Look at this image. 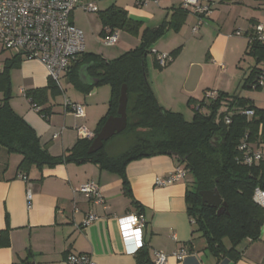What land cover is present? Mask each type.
Wrapping results in <instances>:
<instances>
[{"label": "crops", "instance_id": "obj_1", "mask_svg": "<svg viewBox=\"0 0 264 264\" xmlns=\"http://www.w3.org/2000/svg\"><path fill=\"white\" fill-rule=\"evenodd\" d=\"M86 1L97 8L99 1L107 2ZM136 1L118 0L105 10L111 6L120 8L129 20L138 24L135 33L118 30L116 48L120 55L137 48L146 34L153 35L162 25H167L145 58L147 81L157 103L165 110L179 113L185 120L189 116L192 119L190 101L202 100L207 91L231 95L235 83L242 86L252 71L264 66V56L257 60L246 55L249 37L255 27L261 25L264 32V0H200L211 5L213 10L196 33L192 32L197 23L196 16L188 13L181 17L175 13L183 0H158L156 4L144 6H137ZM99 12L98 9L97 14ZM82 14L79 9L73 11L71 22L83 36L86 34L84 54L59 80V84L61 81L69 87L72 84L75 91L70 88L66 96L60 84L62 100L58 102L49 96L48 102L40 107L47 113L46 117L34 112L20 93L21 90L37 91L48 86L50 80L45 67L14 53L3 61L4 65L7 60L19 59L17 68L10 71V106L33 129L41 145L53 157L64 155L82 139L78 132L80 126L95 133L108 110L92 102L99 86L92 80L96 77L84 57L93 54L90 48L93 49L97 39L93 30L91 38L88 25L80 19ZM87 16L89 20L93 15ZM175 25H179L176 30L173 29ZM100 36L98 39L102 40L103 36ZM177 50V55L165 68L156 66L153 52L170 55ZM102 58L110 61L108 56ZM64 98L82 104L85 117L76 118L65 112ZM248 100L256 107L253 100ZM56 134L58 137L52 138ZM259 148L264 162V145ZM20 161V156L0 150V264H65L69 254L88 255L96 264H153L155 252L167 255L166 264H264V223L258 241H244L240 245L241 254L237 260L215 256L205 239L193 233L194 224L187 214L185 200L186 181L167 187L154 184L156 178H164L180 166L173 156L130 162L124 174L131 196L124 193L119 175L101 170L97 165L70 163L42 170L32 168L24 181L17 171ZM89 181L99 186L104 206L91 205L82 197L73 196V189ZM27 190L31 192L30 207L27 206ZM74 202L79 208L76 213L72 209ZM260 206L264 208V196ZM87 212L95 214L97 220L81 227ZM131 214L141 216L145 222L144 246L134 254L125 251L123 234L128 231L127 221L119 222L120 218ZM172 234L176 240L172 239ZM224 244L229 246L226 240ZM186 246L190 253L181 262L171 256Z\"/></svg>", "mask_w": 264, "mask_h": 264}, {"label": "trees", "instance_id": "obj_2", "mask_svg": "<svg viewBox=\"0 0 264 264\" xmlns=\"http://www.w3.org/2000/svg\"><path fill=\"white\" fill-rule=\"evenodd\" d=\"M175 13L181 17L188 14L181 8ZM99 15L103 38L115 30L137 31L138 24L129 20L120 8L111 6ZM165 26L162 25L153 35L148 33L143 36L137 48L114 60L107 61L94 54L84 57L98 79L97 86L107 85L110 88L108 110L99 121L95 135L109 116H116L120 89L123 85L127 88L125 130L103 143L102 149L93 154L87 153L93 139L77 141L60 157L48 153L33 129L10 106V71L17 68L19 59L5 61L0 72V150L21 157L17 171L24 177L32 168L42 170L70 163L97 165L101 170L120 176L127 196L131 195L124 170L130 162L155 156H173L188 171L185 200L187 214L194 220L193 233L205 239L215 256L237 260L241 254L240 245L244 241H258L264 223V208L255 200L256 190L264 193V162L261 160L252 166L237 162L240 155L238 148L244 140L254 149L260 150V145H264V110L256 108L237 92L231 95L216 92V98L208 104L204 102V97L200 101H190L191 105L198 104L206 111L202 114V111L192 110L190 121L159 106L147 81L145 58ZM178 28L179 25H175L173 29ZM177 53L178 50L170 54L172 60ZM246 55L262 60L264 44L257 40L249 42ZM257 71H252L244 80L243 88L252 87ZM55 95H59V89L52 81L45 89L26 91L27 99L38 107L45 105L49 96ZM241 110H252L254 115L247 118L239 113ZM40 115L46 117L47 113L42 110ZM225 117H229L230 124L223 135L224 143L216 148L210 141L222 131L221 123ZM116 137H125L129 141L128 146L123 152L111 155L107 145ZM213 189L218 191L226 205L220 215L214 207L202 205L199 196V192ZM225 240L229 243L228 247L224 244Z\"/></svg>", "mask_w": 264, "mask_h": 264}, {"label": "built area", "instance_id": "obj_3", "mask_svg": "<svg viewBox=\"0 0 264 264\" xmlns=\"http://www.w3.org/2000/svg\"><path fill=\"white\" fill-rule=\"evenodd\" d=\"M158 0H137V6H144L148 3L156 4ZM81 10L85 14L98 13L97 6L86 0H0V55L5 52L14 53L25 60H34L41 63L47 72V76L58 88H60L59 80L62 75L68 71L70 66L79 59L85 51L84 36L71 22V15L75 10ZM181 9L193 14L197 17V23L193 27L192 32L196 33L198 27L212 14L211 5L203 4L200 0H183ZM119 31L115 30L110 35L102 39L104 45L111 47L118 42ZM240 35V33H236ZM257 40L264 44L263 27L258 25L254 29V34L249 38V42ZM155 61L160 68H165L172 58L168 54L153 52ZM3 67L0 69L2 72ZM253 89L264 91V66L261 67L256 74ZM20 93L27 99L26 91L21 90ZM216 92L207 91L204 94V102L209 103L216 98ZM34 112L40 114L42 109L31 103ZM62 107L65 112H69L76 118H84V106L79 103H73L64 98ZM194 111H202L198 104L191 105ZM241 115L251 118L254 115L252 110H241ZM45 117L44 115H41ZM223 123L227 126L230 124L229 117H225ZM78 132L82 139L92 140L95 134L89 131L85 126H80ZM53 135L52 138H57ZM240 155L237 162L246 166L258 164L263 160V153L259 149H254L245 140L238 148ZM26 181V177L20 176ZM188 171L182 166L176 167L168 173L164 178H156L155 186L167 187L174 183L186 181ZM74 197L80 196L85 202L95 205L104 206L105 200L101 194L99 186L94 181L72 190ZM264 193L256 190L255 200L262 204ZM27 206L30 207L31 192L26 193ZM73 212L79 211L77 204L72 203ZM97 220V216L92 212H87L82 220L81 227H86ZM127 221L128 231L123 234L125 251L134 254L141 250L144 246L142 240V231L144 227V219L139 215H128L120 218L119 222ZM191 224L194 220L191 218ZM172 239L176 240L174 234ZM132 241L131 245L128 243ZM190 253L189 247L180 248L174 251L171 256L181 262ZM167 255L159 252L154 253L153 264H166ZM65 264H96L88 255L69 254L66 257Z\"/></svg>", "mask_w": 264, "mask_h": 264}, {"label": "rangeland", "instance_id": "obj_4", "mask_svg": "<svg viewBox=\"0 0 264 264\" xmlns=\"http://www.w3.org/2000/svg\"><path fill=\"white\" fill-rule=\"evenodd\" d=\"M117 1H114V0H107V2H105V1L100 2L99 1L97 3L98 9L102 12L109 5L113 4L114 2H115L114 4H117L116 3ZM202 3L207 4L206 2H202ZM87 15H93L92 17L89 18L90 21L88 20ZM87 15L85 13H83L81 15L80 19L83 20L84 23H86L88 25V33L90 34L91 38H93V35L91 34V30H93L95 37L97 39L96 42L94 41L93 49L90 48V50H92L90 52H92L93 54H100L102 57L108 56L110 58L109 60H114V59L120 57L121 55L117 53V51H118V48H116L117 45L108 47V46L103 44L101 39H98L101 37L100 36V31H101L100 15L97 13L87 14ZM85 35L86 34H84V37H85ZM10 56H11L10 52H5V53L0 55V69L2 68L3 61L5 59L9 58ZM60 84L65 89L64 91H65L66 96H68V91H71L70 88H72V87L74 88V86L72 84L70 85V87L67 86L64 81H61ZM235 90H237L236 92L239 96L241 95L243 98L253 100L255 102L257 108L264 109V91L259 90V89L243 88V86H241V85L238 87V82L235 83V85L233 86L232 93ZM73 91H75V88ZM1 97H2V95H0V98ZM51 99L56 100L58 102L61 101L62 100V93H60V95H55L54 97H51ZM109 99H110V88H109V86L101 85V86H99L98 94H96V96L92 99V102H96V104L100 108L103 106V107H106L108 109L107 106H108ZM204 113H206V111L202 110V114H204ZM186 120H188V121L191 120V117L189 116L188 119H186ZM128 142L129 141H127L125 137H116L113 140L109 141V143L107 145V150L109 151V153L111 155H117V154L123 152L124 150H126V148L128 146Z\"/></svg>", "mask_w": 264, "mask_h": 264}, {"label": "water", "instance_id": "obj_5", "mask_svg": "<svg viewBox=\"0 0 264 264\" xmlns=\"http://www.w3.org/2000/svg\"><path fill=\"white\" fill-rule=\"evenodd\" d=\"M95 83H98V79H92ZM126 106H127V88L123 85L120 89V94L118 97V105L116 110V116H109L99 132L95 135L92 140V143L88 149V154H93L102 149L103 143L110 140L112 137L119 135L126 128L127 117H126ZM222 131L214 137L210 143H212L216 148L224 143V133L227 131V126L225 123H221ZM201 197L202 205L208 207H214L217 209V215L222 214L225 203L222 202L221 197L216 189L212 191H202L199 192Z\"/></svg>", "mask_w": 264, "mask_h": 264}]
</instances>
